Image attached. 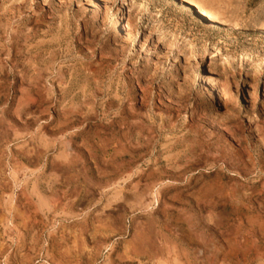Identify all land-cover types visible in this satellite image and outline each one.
I'll return each mask as SVG.
<instances>
[{"label":"rangeland","instance_id":"rangeland-1","mask_svg":"<svg viewBox=\"0 0 264 264\" xmlns=\"http://www.w3.org/2000/svg\"><path fill=\"white\" fill-rule=\"evenodd\" d=\"M190 1L0 0V264H264V0Z\"/></svg>","mask_w":264,"mask_h":264},{"label":"bare ground","instance_id":"bare-ground-1","mask_svg":"<svg viewBox=\"0 0 264 264\" xmlns=\"http://www.w3.org/2000/svg\"><path fill=\"white\" fill-rule=\"evenodd\" d=\"M184 2H187V4L191 7H196V12L201 16H208L210 18V20H214L216 21L217 19H215L210 13L207 12V10L205 8H203L202 6H200V4L198 5L197 3L190 1V0H183ZM185 5V4H184ZM195 9V8H194ZM209 11V10H208Z\"/></svg>","mask_w":264,"mask_h":264}]
</instances>
